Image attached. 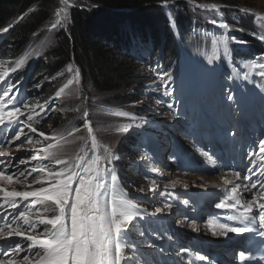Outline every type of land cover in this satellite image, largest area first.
I'll return each instance as SVG.
<instances>
[{
  "label": "snow or ice",
  "instance_id": "1",
  "mask_svg": "<svg viewBox=\"0 0 264 264\" xmlns=\"http://www.w3.org/2000/svg\"><path fill=\"white\" fill-rule=\"evenodd\" d=\"M168 3L169 0H162L161 6L167 7ZM60 4L64 7L56 9L49 31L64 28L68 22V0H60ZM96 6L92 5L93 8ZM198 7L221 12L215 3ZM235 11L250 14L244 9ZM209 22L224 33L213 36V54L205 60L207 71L214 73L217 61L221 59V47L223 57L231 59L227 34L230 25L223 20L222 13L219 20L212 18ZM11 27L14 25L0 29V34L8 33ZM253 35L264 44V35L255 32ZM231 41L247 43L234 36ZM35 55L39 57L41 53L37 51ZM23 64L24 60H21L8 67L6 62H0V264H158L154 259L146 260L145 252L159 250L163 253V244L156 243L163 240H167L172 249L173 264H184L186 257L192 264V252L183 246L176 247L174 237L162 229L165 219L174 218V205L176 209L189 208L188 199L181 201L169 192L180 182L167 180L161 188L157 180L165 178L166 173L149 163L143 172L147 185L137 187L138 195L129 198L128 193L118 186L113 166L121 157L107 145L100 144L86 109L78 106L75 111L82 114L87 136L77 135L82 131L79 127L59 132L54 130L51 135L38 128L50 118L56 100L70 85L75 83V91H81L79 71L76 70L73 78L54 95L42 102L36 98L32 103V96L25 95L22 90V79L14 82L10 75ZM68 71H73L71 65ZM155 75L158 82L150 86V92L163 90L164 96L172 97L174 89L168 73L156 72ZM56 79V76L50 78L51 81ZM239 84L251 85L264 97V54L244 59L239 69L233 65L231 73L220 77V105L233 116L232 106L239 103L236 92ZM41 87L40 83L32 85L37 94ZM166 107L171 110L174 104L167 103ZM113 114L131 121L116 128L117 133L140 129L147 123L143 117L127 111ZM221 134L235 141L238 130L226 128ZM73 137L83 144L71 154L63 150L62 142H72L69 138ZM37 145L41 147L37 148ZM197 151L206 167L213 170V175L219 171L222 181L212 187L221 190L214 207L225 210V215L216 214L207 220L212 235L248 234L249 241L259 236V245L264 247V134L241 147L238 158L234 157L230 163H224L223 158L210 149L198 148ZM140 159L149 158L141 156ZM170 159L175 163L177 157L173 155ZM224 168L228 170L223 171ZM17 184L24 190H17ZM182 186L188 188L187 184ZM134 199L151 205V210L134 203ZM187 220L185 215L184 219H174V222L183 227ZM152 225L160 227L163 234ZM186 226L194 232L200 230L194 220ZM252 258L246 256L245 251L239 253L240 261L245 264ZM195 259L204 261L206 257L197 255Z\"/></svg>",
  "mask_w": 264,
  "mask_h": 264
},
{
  "label": "trees",
  "instance_id": "2",
  "mask_svg": "<svg viewBox=\"0 0 264 264\" xmlns=\"http://www.w3.org/2000/svg\"><path fill=\"white\" fill-rule=\"evenodd\" d=\"M56 1L0 0V29L14 25L8 33L0 36V62H6L8 67H12L15 63L24 60L23 66L10 75L16 81L29 72L27 83L38 78L43 83L40 90L41 102L54 95L56 90L73 78L74 71L78 70L80 85L90 94L89 106L95 108L94 101L99 100L101 102L99 105H103L108 110L129 106L135 108L134 103L139 102L135 90L142 86L145 80L148 81L147 84L154 83L156 72H166L171 79L179 80L178 61L183 53L195 61L198 77L205 73L207 83H212L216 74L220 78L233 71L228 60L223 58L222 47L221 59L217 61L216 71L208 74L205 66L206 57L213 54L211 44L213 36L223 35L222 31L209 21L212 18L219 20L221 13L223 20L230 25L227 34L231 62L237 69L244 59L264 54V44L253 35L254 32L257 35L264 33V22L257 23L252 14L238 11L224 13L221 10L217 13L220 15L206 18L204 12L197 15L191 11L186 13L184 8L187 9L189 6L181 2L162 7L160 4L162 0H85L86 3L83 1L85 5L95 4L97 9L93 10L88 5L85 8L74 7L69 12L68 27L49 32L46 25L51 21L53 11L57 8L53 7ZM73 1L77 2V0ZM214 2L230 6L236 4V0H214ZM144 6L152 7V11L144 12ZM122 12L124 14L118 20L111 17ZM48 34L52 35L51 43L47 45L45 51L38 50L35 47L38 40ZM233 36L247 43H234L231 41ZM37 51L41 53L39 57L35 55ZM242 52H249L250 56H240ZM69 65L73 69L71 72L68 71ZM52 76H56L57 79L51 81ZM81 103L73 98V102L70 105L68 103L66 110L64 104L58 103L57 108L49 113L50 118L42 125V131L48 133V125L59 127L55 130L57 132L70 130L79 125L82 127L83 119L80 112L75 111ZM131 103L133 104L130 105ZM61 109L66 112H62ZM141 109V106H137L136 111L130 112L136 115L138 111L139 116L143 113ZM76 118H78L77 123H75ZM140 137L145 141L144 137L136 132H130L125 137L124 144H128L132 152L130 155L127 154V158L140 155L141 150H133L138 146ZM69 139L72 141L74 137ZM62 144L65 152L74 154L83 142L80 144L62 142ZM111 150L114 154H118L115 149ZM100 151L102 152L103 149ZM120 154L126 155V152ZM146 156L151 155L147 153ZM113 166L123 189H129V180L123 169V163L115 161ZM142 174L137 172L135 181L132 180L135 189L146 186L144 181L140 180Z\"/></svg>",
  "mask_w": 264,
  "mask_h": 264
},
{
  "label": "rangeland",
  "instance_id": "3",
  "mask_svg": "<svg viewBox=\"0 0 264 264\" xmlns=\"http://www.w3.org/2000/svg\"><path fill=\"white\" fill-rule=\"evenodd\" d=\"M83 1L85 2V0H77V2L73 0L68 1V7H67L68 22L66 23L64 28H67L70 23L69 22L70 9L74 7L85 8L87 5L89 8L93 10L97 9L96 7L94 8L92 7L93 4L85 5L86 2L83 3ZM199 1L205 3L212 2L210 4L215 3L214 0H191V2H189V0H179V1H170L169 5L174 2L186 3L189 6V8L187 9L184 8L186 13L191 11L194 15H197L199 13L204 12L206 18L213 17L215 15H220L217 14L218 12H214L213 10L210 9L206 10L199 8L198 5L201 4ZM217 5L220 6L221 10L224 13H226V11H235V9H244L246 13L253 12L264 16V0H236L235 6L223 5V4H217ZM53 7L60 8V7H64V5H61L60 0H57L55 6ZM56 9L53 11L54 14L52 15L51 21L46 25L48 26L47 28L48 31L51 23L54 22L55 20ZM143 10L144 12L145 11L151 12L152 7L144 6ZM123 14H124L123 12L116 13L115 14L116 16L111 15V17L115 20H118L120 16ZM58 29H63V28H58ZM52 31L54 30H51L49 32ZM122 31L125 32V30L123 29ZM51 41H52V35L48 34L40 38L35 47L38 50L45 51L47 45L49 46ZM189 70L192 71V68H189ZM189 76L192 78L191 83L193 87L196 89L198 95L197 103L195 105H191L189 103H187L186 105H182V104L176 105V102H174L172 99H169V97L164 96L162 94L163 90L159 92V95L161 96L159 100L162 101V103L157 104L156 103L157 100L153 101L150 100L149 96H145L144 86L147 83V80H145L142 83V86H139L135 90L136 94L138 95L139 102L134 103V106L135 108L137 106L144 107V110L142 111L143 113L140 114L139 117H143L144 119H146L147 123L142 128L135 130L136 132H141L143 136H149L148 129L155 128L154 131H157L156 137L159 140V143L158 145H155L153 147V150L154 152H157L158 158L160 160L158 168H160L161 171L166 173L165 178L158 179L157 183L161 188H163V185L167 180H178L180 183L177 184L175 189H169V192L174 193V195L177 194L175 196L178 197L179 200L181 201L184 199L189 200V208L187 210H184L183 208L176 209V206L174 205L173 207L174 218L165 219L162 225L163 231L166 230V232L169 235H172L174 237V240L176 241V245H175L176 247L183 246L192 252V257H191L192 264H205L206 262L209 261L212 262L213 264L214 261H217L219 259L221 254V250L218 251L215 248V245L217 244L214 245V243L213 244L211 243L207 245V248H205L204 252H199L198 250H196V247H198L202 243L201 240L203 234L202 231L208 228L207 220L209 218H214L216 214H220L221 217H223L225 215V212L224 210H219L214 207V209L209 213V215H207L203 219V221L197 218V210H196L197 204H199L204 199L203 198L204 196L207 197L210 191L219 189V188H210L208 187V185L203 184V182L201 181L204 179V181L206 182L208 180V177H215V178L219 177L218 174L219 171H217L215 175H212L211 173L213 171L202 172V170L200 169L197 170L196 168L198 167V165L200 167L206 166L205 161L199 155L197 149L204 148V149H210L212 152L215 153L222 152V156L237 151L239 144H235V143L230 144L231 140L226 139L221 134L222 130L226 128L231 129L233 131L238 130V135L236 136L235 139V141L237 140L238 143H241L239 140L240 139L239 135L241 134H244V136L247 137L248 143H250L254 139L260 138L262 135L256 136L254 135V132L251 130L255 128L254 123H251V129L248 127V125L251 122L250 119L252 115L251 112L264 107V101L263 103L259 104L260 98L262 96L258 94L255 90H253L251 85L245 86L244 84H239V87L236 89L239 103L232 106V110L235 112V116H233L231 113L226 112L220 105V87H219L220 84L218 82H215V84H212L211 86L212 87L211 90H213V87H217V90H213L212 92L214 93H212L210 97H207V99L202 100L200 97V86L196 83V80H194V74L191 72L189 73ZM36 83H40L38 78L32 80L25 88V91L28 90L27 95L30 94L32 98H34V101L36 100V98L40 99V91L37 94L35 90L32 89V85ZM75 86L76 85L73 84L70 88L66 89L65 93H63L61 97L56 100L54 106L55 105L57 106L58 103L59 105L64 104L65 105L64 110H66L70 105V103L73 102V98L77 99L79 102L81 101L82 103L79 105V107H81L82 109H86L88 111L89 119L91 121L93 130L97 136L98 141L100 143L102 142L101 143L102 145H107L110 149H115L118 153L116 155L122 157L120 153L127 150V147L124 144L125 137H127L128 133H130L131 130L126 133H117L116 128L121 127L124 124L130 123V120L128 118L115 116L113 113L117 111H127L131 114L130 111H136L135 108H133V106H129L125 108H119L116 110H108L106 107H103V105L97 104L98 102L100 103L99 100L94 101L95 108H93L94 106L92 105L89 106L90 103L88 98L89 93H86L82 89L81 85H79L81 89L79 93H77L76 91L73 92L76 89ZM85 97L87 99H84ZM167 103H173L174 104L173 109L171 110L167 109L166 107ZM253 103H255V105H253ZM132 104L133 103H131L130 105ZM56 106L55 108H57ZM243 111H246L244 112L245 115H243L242 113ZM62 112H66V111H62ZM160 113H163V115H160ZM136 115H138V111ZM80 116H82L81 112H80ZM242 116H244L243 119H241ZM77 120L78 118H76L75 123H77ZM254 122L261 128L262 131L264 130V126H263L264 118L257 117ZM58 128L59 127L57 126H51L48 128L49 130L48 133L46 132L45 133L51 135V133ZM79 128H81L82 131L77 135L87 136L86 131L83 130V126L80 127L79 125ZM156 128L158 129L161 128L163 132L160 133V130H156ZM80 143H82V141L76 140L75 138L72 140V144H80ZM175 143L180 144V152L171 153L170 150L167 148V146H169L170 148V146L174 145ZM193 145H195V147ZM26 147L29 146L26 145ZM136 148H138V146ZM142 154L143 153H141L136 158H126V162L129 161L131 162L130 164H135L137 170L139 168L141 169L144 168L146 170L147 168L146 166H142L141 164H139L145 161L140 159ZM187 154H188L189 162L186 165L184 158L187 156ZM17 155H22V154L18 153ZM173 155L177 157L175 163H173V161L170 159V157H172ZM179 161H181V163H179ZM150 163L152 166H154L153 161H151ZM192 166L194 170L192 169ZM123 169L127 173V176L129 177H131V175L133 176V173L129 172L126 163L123 164ZM142 171L144 172L143 169ZM144 181L148 182L145 178ZM219 183H222V181L218 180L216 184ZM184 184L188 185L187 189H185L182 186ZM16 188L17 190L24 189L22 186L18 184L16 185ZM127 193L129 195V198L136 197L138 195L136 189L134 188L129 189ZM133 202L139 203L143 207H148L150 210L152 208L151 205L140 200L134 199ZM185 215H187L188 217L185 226L181 227L174 222V219H184ZM193 220L196 222L197 227L200 229L198 232H194L186 226L188 222H191ZM221 222H223V220ZM157 231L163 234V231L161 230L160 227L159 229H157ZM156 243L163 244L164 247L163 253H161L159 250L146 251L145 259L146 260L154 259L155 261L158 262V264H173V260L175 258L170 254L172 249L169 248V242L167 240L166 241L163 240V241H157ZM197 255L205 256L206 260L204 261L194 260ZM184 264H189V260L187 257L184 261Z\"/></svg>",
  "mask_w": 264,
  "mask_h": 264
},
{
  "label": "bare ground",
  "instance_id": "4",
  "mask_svg": "<svg viewBox=\"0 0 264 264\" xmlns=\"http://www.w3.org/2000/svg\"><path fill=\"white\" fill-rule=\"evenodd\" d=\"M200 2V1H199ZM198 2V3H199ZM195 4V3H194ZM172 16V15H171ZM175 16V15H174ZM173 17V16H172ZM171 17V18H172ZM180 18V17H179ZM178 18V19H179ZM176 19V17H175ZM191 33H189L188 36H190ZM234 50H239V49H235ZM224 58V57H223ZM59 70V69H58ZM67 70V69H65ZM57 71V70H56ZM60 71V70H59ZM57 71V72H59ZM75 72V71H74ZM60 73V72H59ZM64 73V72H63ZM61 74V73H60ZM75 84V83H74ZM84 95V93H83ZM82 95V97H83ZM90 95V94H89ZM91 97V96H90ZM89 98V97H88ZM81 99V97H80ZM84 100V99H83ZM89 102V101H88ZM97 103V102H96ZM101 103V102H100ZM99 102L97 104H100ZM86 104V103H85ZM90 108V107H89ZM89 110V109H88ZM248 122V121H247ZM249 123V122H248ZM241 133V132H240ZM125 141V140H124ZM102 143V142H101ZM220 180L219 177L215 178V177H208V180L205 182L204 179L201 180L203 182V184L208 185V187L210 188H214L212 187V185L216 184L217 181ZM248 195V194H246ZM231 223H236V222H231ZM203 230V229H202ZM202 234V243L201 245H199L198 247H196V250H198L199 252H204L205 248H207V245L209 244H213L214 242H217V244L221 245V248L224 250L225 249H230L233 248V246L237 243L240 242V240H242L246 235L248 234H229L228 237H215L212 235V231L209 229V227L207 229H204ZM219 251V250H218ZM227 252V251H226ZM229 255L232 256H228L226 257V260L224 261L223 264H232V260L235 257V255H233L232 253H228ZM236 259V257H235ZM196 260V259H194ZM236 264V263H235Z\"/></svg>",
  "mask_w": 264,
  "mask_h": 264
}]
</instances>
